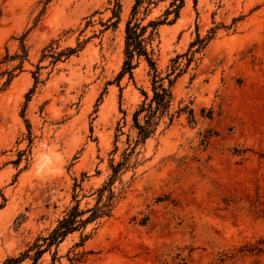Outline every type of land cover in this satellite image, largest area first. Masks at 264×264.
I'll use <instances>...</instances> for the list:
<instances>
[{"label": "rangeland", "instance_id": "rangeland-1", "mask_svg": "<svg viewBox=\"0 0 264 264\" xmlns=\"http://www.w3.org/2000/svg\"><path fill=\"white\" fill-rule=\"evenodd\" d=\"M171 2L133 18L167 16L147 50L165 86L176 67L136 142L135 0H0V264H264V0ZM74 206L99 216L47 245Z\"/></svg>", "mask_w": 264, "mask_h": 264}, {"label": "trees", "instance_id": "trees-1", "mask_svg": "<svg viewBox=\"0 0 264 264\" xmlns=\"http://www.w3.org/2000/svg\"><path fill=\"white\" fill-rule=\"evenodd\" d=\"M145 0H135V3L132 8L131 17L125 22V40H124V61L122 70L119 76H122L125 72H128L131 76V70L134 67L132 64L133 58H140L143 56L145 60L150 65L153 70L151 83H152V96L148 97L147 93L142 90L144 96V101L139 105V107L133 113V127L137 129V139L136 142L144 141L155 129L158 124L156 118L162 117L163 115L169 116V122L173 119V113H168L170 106L172 94H171V85L173 79L168 78V76L175 72L176 67L173 66L171 73L166 75L168 79V84L164 85V78L159 75L157 68L150 57V51L147 50V44H150L154 35L157 32L158 24L164 22L167 19V16L164 20H151L147 25H142L140 22L133 21L135 14L139 11V7L142 2ZM172 0L170 6H173L172 10H166L165 15L173 12L175 19L178 16L180 7L182 6L183 0ZM150 27V30L145 35L147 28ZM69 52H72L73 49L69 48ZM177 76V74L175 75ZM148 101L146 102V100ZM143 113L142 122L139 121V114ZM99 209H91V214L85 219H81L80 216L83 214V211L78 210L77 206L72 207L67 215L59 220L58 225L52 230L51 234L48 237H45L44 240L47 245L59 242L62 240L68 233L77 229L79 224L89 221L97 216H99ZM42 252L41 249L36 250V256Z\"/></svg>", "mask_w": 264, "mask_h": 264}]
</instances>
